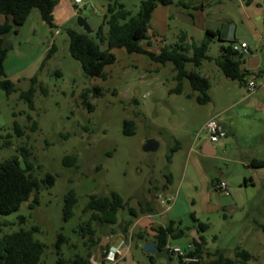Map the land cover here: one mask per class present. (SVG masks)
I'll list each match as a JSON object with an SVG mask.
<instances>
[{
  "label": "rangeland",
  "instance_id": "1",
  "mask_svg": "<svg viewBox=\"0 0 264 264\" xmlns=\"http://www.w3.org/2000/svg\"><path fill=\"white\" fill-rule=\"evenodd\" d=\"M113 1L82 0L76 9L71 0H57L54 28H50L34 9L19 28L18 34L9 33L4 38L5 46L10 48L3 64L4 72L15 90L6 95L0 89V163L14 155L19 156V148L26 147L29 151L28 161L34 168L31 174L41 179L46 173H51L56 178L52 187L40 190L37 206L32 209L28 206L33 198L32 193L16 212L0 216V220L11 223L3 228V233L33 226L39 228L34 238L44 244L40 264H55L59 256L69 258L76 254L89 256L91 264H101L100 247L103 244L109 245V248H125L117 264L123 262L128 253L138 264H150L142 252V241L137 237L138 233L146 231L138 226L132 227L131 223L123 232L125 221L132 219L133 222L128 210L119 211L118 223L114 226H99L97 222H92L95 239H98V244L92 245L87 238H82L79 230L91 214L84 212V206L90 195L109 196L111 192H116L139 214V208L144 207V198L151 197L155 190L154 180L159 183L164 181L167 155L174 143L172 137L188 144L198 134L201 137L207 134L201 127L213 107L212 103L203 106L189 99L188 94L198 93L192 91L187 79L182 82V94H169V89L176 85L171 63L161 65L146 55L115 48L112 50L115 62L104 68L106 77L102 79L85 76L79 62L70 56L66 30L73 28L85 33L76 23L80 16L92 30L88 35L98 41L95 32L103 21L107 5ZM142 1L119 2L131 15H135ZM172 1L168 6L158 5L152 13L148 26L152 52L158 53L162 47L171 48L178 44L181 33L187 35L189 42L199 44L206 30L211 29L218 32L225 40L224 45H227L233 33L234 42L237 43L239 34L249 29L253 35V43L249 44L250 53L242 57L236 53L232 58L245 61V68L254 60L264 58V40H259L260 36L264 38V25L262 21L254 19L256 14H263V0H257L260 7L254 3L246 5L243 3L246 0ZM179 2H184L186 7L179 5ZM104 29L107 31V26ZM55 31L58 33L55 34ZM52 44L56 49L42 66ZM141 45L145 47V42L142 41ZM100 47L105 49L106 44ZM220 47L215 39L207 54L217 58L221 55ZM187 54L191 55L192 52ZM185 69L208 78L210 94L219 106L229 103L239 92H246L238 81H225V77L210 61H204L198 68L186 63ZM34 77L39 86L47 90V94H42L38 86L33 98L34 109L30 110L20 98V92L29 88ZM93 88H99L101 96L88 94L87 99L92 106L89 110L83 104L81 95L85 89ZM240 108H233L221 118H226L224 122L230 124L229 116L239 114ZM28 115L31 120H28ZM248 119L240 117L236 123L239 132L248 137L246 143L244 139L241 141V147L246 145L244 151L247 154L239 151L241 143L236 141L230 150H220L218 159L211 163L217 176L227 181L229 196L211 188L213 177L206 175L209 168L205 164L202 167L194 163L179 196L175 185L168 193L169 202L165 201V197L162 206L167 207L178 196L175 213L185 232L191 225L196 227L191 217L193 215L208 226L204 233L208 250L219 249L226 256L233 257L235 248L240 247L249 250L253 256L247 264H264V235L260 228L264 226V168L250 169L246 165L250 150L254 155L264 156L262 138L250 137L264 125L257 126ZM126 120L134 123L133 135H125L122 131ZM14 121L25 128L23 136L17 135ZM33 121L38 126L34 132L29 129ZM147 139L158 143L155 152L142 150ZM185 152L183 150L177 156L179 174ZM69 154L77 155L78 169L62 165V158ZM240 176L252 180L253 184L239 190L237 180ZM240 179L242 184L244 179ZM69 190L75 193L77 204L73 209L74 216L65 221L64 197ZM232 199L240 203L237 208L226 207V203ZM20 217L25 219L21 220ZM59 234L66 239L60 244ZM190 234L170 239V248L186 249ZM170 259V264H180L176 255L170 254ZM156 264L167 263L160 259Z\"/></svg>",
  "mask_w": 264,
  "mask_h": 264
},
{
  "label": "trees",
  "instance_id": "2",
  "mask_svg": "<svg viewBox=\"0 0 264 264\" xmlns=\"http://www.w3.org/2000/svg\"><path fill=\"white\" fill-rule=\"evenodd\" d=\"M114 0L109 3L106 12L103 15V21L97 31L95 41L88 34L78 32L73 28L66 30L68 36V51L70 56L77 60L81 69L87 77H97L105 79L104 68L107 65L115 62V56L112 50L115 48H122L127 53H139L146 55L151 61L164 65L166 63L172 64V71L174 73L173 80L176 85L169 89V94H182V82L187 79L193 92L198 94L194 97L196 103L205 105L210 102L208 96V89L210 87L209 81L198 72L185 69L186 63H191L193 67L198 68L204 61L213 60L215 65L221 72L232 80L238 81L240 85L246 84V78L251 73L241 70L240 66L243 63L241 59L234 60L232 55L236 54L231 50L228 42L227 46H221V55L215 59H211L207 55L210 44L213 38L218 35L217 32L207 30L203 40L196 44L189 42L187 35L181 33L178 44L171 48L162 47L158 53L152 52L150 49V38L148 37V26L151 20L152 12L158 6H168L172 4V0H144L139 5L138 12L135 15L124 7L119 2ZM57 5V0H0V15L4 17V21L0 24V89L6 95H9L15 90L14 84L6 78L4 72V60L7 56L9 47L5 46V36L9 33L18 34L19 28L25 23L32 10L36 9L39 12L41 19L50 27L54 28V9ZM179 5L186 7L184 2H179ZM104 26H107V32L104 31ZM145 42V47L141 42ZM105 43L106 48L101 49L100 45ZM56 47L51 45L48 53L43 59L44 62L51 57ZM187 52H192L191 55ZM242 57V55H240ZM263 69L259 70L255 76H260ZM38 80L36 77L31 79L30 86L27 90L20 92V98L23 99L30 110L34 109L33 98L38 89ZM42 94H47V90L39 86ZM92 93L94 96H101L99 88L85 89L81 95L83 104L89 110L92 106L88 102V94ZM188 98L193 97V94H188ZM31 120V116H27ZM14 129L18 136L25 134V128L21 127L14 121ZM38 128L35 121L29 129L34 132ZM123 133L125 135L134 134V123L131 120L123 122ZM7 143H10L7 141ZM178 147L172 146L167 155V162H170L172 154ZM19 157L23 158L25 163V170L20 168ZM29 151L26 147L19 148V156L14 155L0 163V216L9 215L16 212L22 203L27 202L33 193L32 201L29 203V208H34L39 204L38 194L40 190L52 187L56 176L51 173H46L41 179L34 177L32 164L28 161ZM251 166L257 168H264V160H253ZM62 165L64 167H73L78 169V157L75 154L65 155L62 158ZM168 183H170V176H166ZM77 204V197L73 190H69L64 197L63 205V219L69 220L74 216L73 209ZM84 212H90L89 220L84 226L79 227L82 238H87L90 244H98V239H95V230L92 228V222H97L99 226H113L118 223V213L121 210H128L129 215L134 219L138 215V211L128 205L118 193L111 192L109 196L90 195L88 202L84 206ZM140 213H144L142 207L139 208ZM193 221L196 223L198 232L203 233L208 226L205 223L199 222L191 215ZM24 220L25 217H20ZM132 219L125 221L123 232L125 233L131 225ZM11 225L8 221L0 220V264H40L44 252V244L34 238V233L39 230L37 226L30 229H20L15 232L3 233L4 227ZM264 235V226H260ZM182 232L176 233L172 225L155 229V235L152 240L155 241L159 249H164L170 239L179 238ZM137 237L141 241H147L146 233H138ZM66 239L62 234L58 235V243L64 242ZM206 241L203 235H198V240H193L192 251L190 256H197L198 262L183 263L179 258L180 264H247L252 255L246 249L236 247L233 252V257L226 256L221 250L216 249L209 252L205 249ZM59 247V246H58ZM109 245L101 246L102 258L109 250ZM150 264H156L157 259L146 254ZM171 260V259H170ZM55 264H91L89 256H81L76 254L73 257L65 258L59 256ZM101 264L104 261L101 260Z\"/></svg>",
  "mask_w": 264,
  "mask_h": 264
},
{
  "label": "crops",
  "instance_id": "3",
  "mask_svg": "<svg viewBox=\"0 0 264 264\" xmlns=\"http://www.w3.org/2000/svg\"><path fill=\"white\" fill-rule=\"evenodd\" d=\"M243 3L246 5L254 3L258 7L261 6L260 2H258L257 0H255V1L254 0H246ZM263 4H264V0H263ZM73 6L77 9V6L74 5V3H73ZM261 9H262L263 14L262 15L256 14L254 19L256 21H262L263 25H264V8H261ZM54 12H55V9H54ZM53 16H55L54 13H53ZM3 21H4V17L0 15V24ZM53 23L55 25V17H54ZM208 30L213 31L211 29H208ZM104 31H105V29H104ZM105 32H107V31H105ZM241 35H246L250 39V43L246 42L248 44V50H249V44L253 43V39L251 38V37H253V35H251V32L249 29L243 30L239 34V36H241ZM215 39L219 42L220 46H227L228 45V44L224 45L225 40L223 38H221L219 33L217 36H215L213 38V41ZM259 40L262 41V40H264V38L260 36ZM151 41L152 40L150 39V42ZM230 41H233V42L236 41L235 37H234V33H233ZM230 41H228V42H230ZM238 41H240V40H238ZM148 49H150V48H148ZM249 53H250V50H249ZM209 57H211V56H209ZM211 59H215V57H211ZM210 62H212L214 64V66L216 68H218L215 65L213 60H210ZM245 64H246V62L243 61V63L240 66V69L247 71V72L252 74L246 78V81L248 82V81L252 80L256 85V89L253 92H248L246 89V84H247V82H246V84L244 85L246 92L245 93L239 92L234 99H232L230 101L228 100L229 103H226L222 106L217 105L215 103V101L213 100V98L210 94L211 83L208 80V78L206 76H204L205 78H207V80L209 81V84H210V87L208 89V96L210 97L209 103H212L213 107L209 111L207 118L204 120V123H203L201 129L205 130V125H206L208 119L210 120L213 117H218L222 128L226 132V137L217 143H212L209 141L207 134L203 137L199 136V134H198L188 144L183 142L182 140H179L175 137H172V140L174 142L173 146H176L178 148L172 154L170 162H167V169L164 170V173H163L164 181L159 183L156 180H154L155 190L153 191L152 196L144 198V200H143V205H144L143 208H144L145 212L139 213L137 215V217L133 219V222H132V227L138 226L139 228L146 231L145 233H146V238L148 239L147 241L155 242L154 240H152V237L155 235V229L159 228L160 226L166 227L169 225L173 226L176 233H178L179 231L182 232L180 237L186 236L189 232H191L190 238L187 241L186 248H192L193 247V240H198V235H203V237H204L205 232H203V233L198 232V229L195 227V225H191L190 227H188L186 232L180 227L179 216L175 213V209L177 207V202H178V198H179L178 196L181 192V188H182L184 180L187 176V173H188V171H192V165L194 163H197L198 165H201V166L203 164H205L209 168L208 173L206 175L208 177H213V179L211 180V188L215 189V186L219 180L226 181L223 177L217 176V173L215 172V170L211 168V167H213L211 165V163L213 164L218 159V152L220 150H225V149L227 151L230 150L231 146L236 141H237V143L238 142L241 143L238 146L239 151L242 152L245 150L246 145L241 147L242 146L241 141H243V139H244V143H246V138H248V137H246L247 135L245 133L239 132L238 126L236 125V123L238 122L240 117H244L247 119L249 118L248 119L249 122L253 121V122H255V125H257V126L258 125L260 126V124L264 125V89L262 88V86L264 85V71H263V73L260 74V76H255V74L259 70H261V69L264 70V58L262 57L261 60H259V59L254 60V63L247 66V68H245ZM218 70L221 72V70L219 68H218ZM222 75L225 77V81H227V82L236 81V80H232L231 78L229 79V77H226L223 73H222ZM175 96H178V95H175ZM195 96H196V94L193 93V97H191L189 99L195 100V98H194ZM209 103H207V104H209ZM207 104H205L203 106H206ZM236 107H241L239 110L240 113L237 115L229 116L230 124H226L224 122V119H226V118H221V116L227 115L229 113V111H231L233 108H236ZM252 113H255V114H252ZM250 115H251V119H250ZM250 137L251 138L261 137L262 138L261 143L264 144V127L262 126V129L260 131H257L254 134H251ZM249 142H251V141H249ZM183 150L186 151L185 152V159L183 162L184 163L183 168L179 174L178 170H177V160H178L177 156ZM244 152L247 154L246 151H244ZM248 154L249 155L246 156V159L248 161V164H246L247 167L250 169H259L257 167L251 166L250 163L253 160H264V156L254 155L251 153V150L248 152ZM227 159H232V157H228ZM166 176H170V181H171L170 183H168V179ZM240 178L244 179V177L243 176L238 177L237 184H238L239 190H242V188L247 189L250 186V184L251 185L253 184L252 180H246V179H244L242 184H241ZM175 185L177 186L176 193L178 191V193H177L178 196L175 197L174 201L171 204H169L167 207L163 208V206H162L163 202H164L163 199L165 197H167V198H165L166 199L165 201L167 203L169 202L168 193L172 190L171 188H173ZM215 190H217V189H215ZM228 196H229V194L226 197H228ZM226 204H227V206H226L227 208H237L240 203H238L235 199L234 200L232 199L230 203H226ZM194 218L199 221L198 218H196V217H194ZM131 229L132 228H130V230ZM147 241H142L141 246H143V244ZM205 241H206V239H205ZM167 247H170L169 242L167 244ZM167 247H166V249H167ZM205 249L209 252H213L211 250H208L207 246H205ZM247 251L249 252V250H247Z\"/></svg>",
  "mask_w": 264,
  "mask_h": 264
},
{
  "label": "built area",
  "instance_id": "4",
  "mask_svg": "<svg viewBox=\"0 0 264 264\" xmlns=\"http://www.w3.org/2000/svg\"><path fill=\"white\" fill-rule=\"evenodd\" d=\"M74 5L78 6L82 4V0H71ZM58 31H55L57 34ZM231 50L238 53L239 55H244L249 53L248 44L244 41L232 42L230 44ZM264 89V85L262 86ZM246 89L248 92H253L256 89L255 83L250 80L246 84ZM205 131L210 142L217 143L220 140L226 137V132L222 128L218 117H213L207 121L205 125ZM222 195L227 196V183L224 180H219L215 186ZM129 247V245H128ZM170 254L176 255L178 258H181L183 263H195L199 261L197 256H190L189 252L192 251V248L181 249L180 247H167ZM125 248L122 247H111L107 251L106 255L102 258L104 264H117L119 259L123 256Z\"/></svg>",
  "mask_w": 264,
  "mask_h": 264
},
{
  "label": "water",
  "instance_id": "5",
  "mask_svg": "<svg viewBox=\"0 0 264 264\" xmlns=\"http://www.w3.org/2000/svg\"><path fill=\"white\" fill-rule=\"evenodd\" d=\"M76 23L79 27H81L84 30L86 34L92 33V30L90 29L89 25L86 23V21L82 17L78 16L76 19ZM237 40L250 43V39L246 35L238 36ZM157 149H158V143L153 139H147L142 146V150L144 152H155ZM19 164H20V168L22 170H25L26 166H25L23 158L19 159ZM103 246H105V244H103ZM142 252L153 256L157 260L162 259L167 264L171 263L169 251L166 248L159 249L156 246L155 242L153 241L145 242L142 246ZM120 264H138V263L134 260L132 254L128 253L125 256L124 261L121 262Z\"/></svg>",
  "mask_w": 264,
  "mask_h": 264
}]
</instances>
